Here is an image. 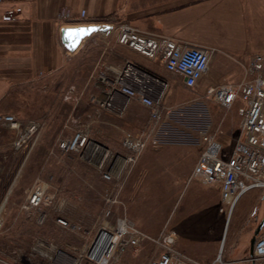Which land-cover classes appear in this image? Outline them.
Masks as SVG:
<instances>
[{"label":"rangeland","instance_id":"rangeland-1","mask_svg":"<svg viewBox=\"0 0 264 264\" xmlns=\"http://www.w3.org/2000/svg\"><path fill=\"white\" fill-rule=\"evenodd\" d=\"M127 1L129 3L126 11L130 6L143 7L147 5L144 4L145 1L149 4L152 0ZM119 11L117 9L107 15L109 17L106 22L113 17L115 18L113 25L128 22L126 12ZM67 20L66 17L58 21L63 26ZM85 44L84 49L76 53L77 55L65 50L71 56H75L73 57L75 64L68 65L61 77H52L55 84L51 86L50 91L46 90L48 96L44 89V86L46 87L44 81L29 86L24 84L23 78L17 80L7 78L5 83H0V116H14L21 123V129L28 121L39 122L44 126L36 143L23 152L12 146L17 132L0 123V198L11 189L0 234V256L16 257L19 252L22 256L20 264H74L99 226L104 221L113 225L120 216H126L145 233L151 229L161 230L167 222V219H164L166 216L164 209L176 193H181L178 200L184 201L193 196L194 192L208 188L196 182L187 185L184 182L182 188L175 192L189 170L191 160L193 165L200 155L202 135L217 133L219 140L223 141L227 148H230L229 146L239 137L238 102L229 109L220 107L205 96V89L200 84L191 89L182 85L180 88L183 95L177 98V91L174 93V88L171 87V84L177 81V77L165 72L159 64V76L168 83L162 104L169 107L173 113L163 124L164 133L160 146L147 148L145 151L152 150L151 156H157L161 172L149 171L148 174H141L136 180L130 177L120 192H116L120 178L105 182L99 169L81 161L76 154H61L57 151L58 141L69 137L75 124H85L94 119L102 120L111 126L92 123L91 127L95 130L91 135L110 147L108 148L113 161L116 155L125 154L121 148L124 134L138 132L149 123L148 109L134 99L119 97L117 103L121 107V112L113 113L104 110L93 101L87 104L75 103L71 97H66L70 87L75 84L73 74L78 66L81 70L84 68L85 72L90 68L89 73H92L94 87L98 90V77L104 71V67L121 66L124 62L118 61L105 50L108 46L118 44L114 33L102 40L87 39ZM71 56L64 54L65 61H69ZM44 71L47 69L44 68ZM178 83L181 85L180 81ZM164 145L184 147L185 150L174 148L157 155ZM171 152L182 154H175L174 158L164 157L166 153ZM41 178L49 180L51 191H55L61 201L58 206L44 210L45 222L38 225L36 214L25 212L21 207L30 186L36 179ZM115 193H119V199L125 208L114 206L111 208V215L105 217L104 211L107 208L105 198ZM263 213V191L253 189L244 194L235 206L230 221L223 227L224 231L218 240L213 261L217 260L224 264H249L247 258L250 255V239L261 221L259 217L256 220L254 217L258 214L262 219ZM58 217L79 225L81 230L71 232L62 228L55 221ZM36 238H42L53 246V252L47 254L50 258H42L32 252L31 248ZM156 253L153 247L136 253L126 251L117 264H148ZM186 255L200 261L190 254Z\"/></svg>","mask_w":264,"mask_h":264},{"label":"built area","instance_id":"built-area-1","mask_svg":"<svg viewBox=\"0 0 264 264\" xmlns=\"http://www.w3.org/2000/svg\"><path fill=\"white\" fill-rule=\"evenodd\" d=\"M22 12L20 7L7 8L4 22H15ZM60 12L58 20L65 19ZM119 45L140 56L157 61L170 75L179 76L185 87L194 88L209 70L217 51L214 47L192 46L181 43L173 37L143 32L127 22L113 25ZM99 75L98 85L102 89L100 97L92 101L104 110L120 113L119 97L134 99L149 111V123L134 133H125L121 142L124 155H116L111 161L110 149L91 137V123L75 124L72 134L58 141L57 151L61 154L74 153L78 158L101 171L105 182L120 178L116 192L123 187L126 175L136 165L147 148H158L163 136V124L173 113L162 102L166 97L168 83L160 76L125 59L121 66H105ZM69 90L68 93H70ZM205 96L220 107L229 109L235 102L241 103L237 109L239 116V137L227 148L219 140L217 133H204L201 138V152L185 185L196 182L200 186H218L220 201L218 213L224 217L226 225L241 197L250 190H262L264 198V53H251L243 64V78L237 84L216 83L205 89ZM66 97H69L68 95ZM0 123L17 132L12 141L14 149L26 152L37 141L44 129L43 124L28 121L21 129V123L12 115L0 116ZM76 123V122H75ZM122 181V184H121ZM11 189L0 198V234L4 223V212ZM61 199L51 191L49 180L36 179L26 192L21 209L36 214V222H45L44 210L58 206ZM107 205L104 216L111 215V208L122 206L119 193L105 198ZM62 228L77 232L81 227L62 217L56 218ZM176 236L168 228V221L157 235H150L139 229L126 216L118 217L111 225L104 221L90 241L83 248L74 264H117L126 251L134 253L153 247L157 253L148 264H224L214 260L209 263L197 261L176 248ZM34 254L50 258L53 246L42 238H36L32 248ZM21 255L4 258L0 264H20ZM249 264H264V226L257 235L252 253L247 258Z\"/></svg>","mask_w":264,"mask_h":264},{"label":"crops","instance_id":"crops-1","mask_svg":"<svg viewBox=\"0 0 264 264\" xmlns=\"http://www.w3.org/2000/svg\"><path fill=\"white\" fill-rule=\"evenodd\" d=\"M128 3L127 0H0V83H5L7 78H23L24 84L29 86L44 81L46 95H49L47 91L55 84L52 77H61L68 65L75 64V56L65 51L59 39L62 26L57 20V14L62 11L68 18L63 26H73L96 23L91 21L119 9L120 13L126 12L127 23L143 32L168 35L192 46L216 48L207 74L197 85L200 84L204 89L216 83L237 84L243 78L242 63L245 64L250 53H264V0H152L149 4L145 1L144 4L147 5L143 7L130 6L126 11ZM10 7H20L22 12L15 22H4L2 15ZM85 42L72 55H77L84 49ZM105 50L118 61L128 59L151 73L160 75L159 62L148 60L127 47L116 44ZM64 54L72 58L65 61ZM44 68L47 71L43 72ZM89 70L90 68L85 72L84 68L81 70L78 66L73 74L75 84L70 87L71 91L67 95L75 103L87 104L96 95H102L101 87L98 84V90L94 87ZM175 77L177 81L171 87L174 88V93L177 91L178 98L183 95L180 87L184 84L179 76ZM237 102L240 107L241 103ZM90 123L111 126L107 121L96 119ZM93 130L95 129L91 127L90 135ZM161 148L157 155L174 148L185 150L184 147L166 145ZM152 152L145 151L139 157L132 171L126 175L124 183L130 177L136 180L149 171L161 172L157 156H151ZM175 154L177 153H166L164 157L174 158ZM195 162L196 160L194 164ZM192 163L191 160L190 168L175 192L182 188L192 171ZM180 194L176 193L164 209V219H167L169 229L176 236V248L198 258L200 262H212L225 225L224 217L217 211L220 190L218 186L202 188L184 201L178 200ZM257 217L261 220L258 214L254 217L255 220ZM159 231L157 228L147 233L157 235Z\"/></svg>","mask_w":264,"mask_h":264},{"label":"water","instance_id":"water-1","mask_svg":"<svg viewBox=\"0 0 264 264\" xmlns=\"http://www.w3.org/2000/svg\"><path fill=\"white\" fill-rule=\"evenodd\" d=\"M115 18L105 23H90L73 26H62L60 28V43L68 52H75L87 39L102 40L109 36L113 30ZM264 226V215L254 230V235L250 239L249 254L252 253L255 239Z\"/></svg>","mask_w":264,"mask_h":264},{"label":"trees","instance_id":"trees-1","mask_svg":"<svg viewBox=\"0 0 264 264\" xmlns=\"http://www.w3.org/2000/svg\"><path fill=\"white\" fill-rule=\"evenodd\" d=\"M108 17H109V16H108ZM108 17L105 16V17H103V18H100V19H97V20H93V21H91V22H96V23H98V22H106V20L108 19Z\"/></svg>","mask_w":264,"mask_h":264}]
</instances>
